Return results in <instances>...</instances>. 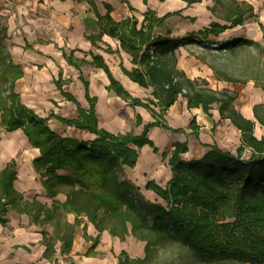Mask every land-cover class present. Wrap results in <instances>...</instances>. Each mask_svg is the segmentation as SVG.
I'll return each instance as SVG.
<instances>
[{"label":"trees","instance_id":"1","mask_svg":"<svg viewBox=\"0 0 264 264\" xmlns=\"http://www.w3.org/2000/svg\"><path fill=\"white\" fill-rule=\"evenodd\" d=\"M184 1L191 4L200 0ZM87 2L97 17L98 31L86 37L95 41L106 34L117 39L134 65L131 69L121 66L123 73L139 86L150 87L153 99L143 102L131 97L112 77L103 59L92 56L91 63L102 67L109 77L108 89L152 113L153 106H158L161 113L180 94L186 98L189 108L200 106L205 113L216 105L220 116L228 118L240 131V145L235 152L214 146L200 158L183 159L181 154L187 150L186 142H174L168 160L171 178L164 187L153 181L145 184V188L153 191L160 201L146 200L122 172L124 168L134 166L138 147L148 144L157 150L147 132L159 122L144 124L138 134L109 132L97 124L94 97L86 91L89 107L85 109L61 87L63 82L56 80L57 88L75 104L78 115L76 118L53 116L66 125L85 129L95 137L78 140L56 133L48 125L47 117L37 115L22 103L15 90L23 70L20 64L13 62L7 49L6 17L0 15V83L3 86L0 125L7 131L21 129L28 143L38 149L32 165L44 197L50 200L48 204L35 197L27 199L16 190V161L10 159L0 169V224L6 226L7 214L14 212L27 215L38 226L50 227V231L41 230L42 257L54 264H59L55 257L57 244L60 254H68L74 236L85 221L102 231L108 219L114 218L121 233H125V220L130 216L139 220L147 233L171 239L185 252L189 264H264V135L257 138L253 134V120L243 117L233 107L236 92L213 90L206 87L204 79L186 77L177 68L175 55L179 46L190 43L208 48L212 43L222 42L218 49L256 43L248 39H207L208 32L218 33L224 28L217 27L214 22L208 29L183 37L172 36L168 31L156 33L168 16L180 15V11L159 16L147 7L138 23L135 17L114 20L110 16L112 5L109 2L102 3L103 11L98 10L94 0ZM241 20L242 13L233 23ZM65 58L76 67L88 63L83 59ZM256 86L264 90V85L256 83ZM253 114L264 127V105L254 104ZM140 122V116L136 115L134 123ZM245 148L251 152L248 158L242 157ZM60 194L64 196L62 199ZM68 214L73 216L72 221L66 218ZM151 243L147 242L146 247ZM94 247L92 243L85 255H96ZM116 264H150V259L148 255L131 257L122 249L116 254ZM157 264L177 263L174 259H164Z\"/></svg>","mask_w":264,"mask_h":264},{"label":"crops","instance_id":"2","mask_svg":"<svg viewBox=\"0 0 264 264\" xmlns=\"http://www.w3.org/2000/svg\"><path fill=\"white\" fill-rule=\"evenodd\" d=\"M94 1L99 11H103V2L111 3L110 16L114 20L135 17L138 23L147 7L152 8L159 16L180 11V15L168 16L164 25L156 29V33L164 34L168 31L172 36L183 37L208 29L210 23L214 22L217 27L224 26V28L218 33L208 32L207 39L214 41L233 38L248 39L264 50V0H200L191 4H186L184 0ZM241 13V22L234 24L233 21L240 17ZM0 15L6 17L7 41L10 45L8 51L13 62L22 54L42 64L38 72V81L35 80L32 83L30 72H27L20 64L23 75L17 79L15 90L18 82H21L27 96L26 101H22L21 93L16 90L21 102L37 115L47 117L48 125L56 133L78 140H89L95 137V134L66 125L53 116L76 118L78 115L75 104L66 99L57 88L56 80L62 81L61 87L71 93L85 109L89 107L85 98L86 91L90 97H94L97 124L109 132L132 131L138 134L142 131L144 124L155 120L159 122V125L152 126L147 132L148 139L157 150H153L148 144L138 147V158L134 166L126 167L122 172V176L128 179L146 200L160 201L153 191L145 188V184L153 181L164 187L171 178L172 172L168 160L174 142H186L187 150L181 154L183 159L200 158L214 146L235 152L240 145V131L228 118L220 116L216 105L205 113L200 106L189 108L186 98L180 94L161 113L158 106H153L154 113H152L148 108L134 105L130 99H124L114 90L108 89L109 77L102 67L91 63L92 56H100L103 59L112 77L131 97L143 102L153 99L150 87L139 86L123 73L121 66L131 69L134 65L130 55L120 48L117 39L106 34L95 41L86 37L98 31L97 17L87 0H0ZM238 48L240 45L231 46L226 50L234 52ZM224 52L199 50L196 43L179 46L175 50L177 68L190 79H204L207 82L206 87L210 89H227L236 92L232 102L233 107L243 117L253 120V134L260 138L264 135V127L254 117L253 105H264V90L256 86L253 78H247L244 81L225 79L224 77L235 79L237 77L225 69L227 64L222 58ZM66 56L73 61L83 59L88 63L76 67L66 60ZM53 67H56V72ZM136 115L141 118L140 124L137 125L134 123ZM192 123L193 126L190 125ZM0 129L3 130L0 131V169L10 159H15L17 175L14 187L16 190L21 192L24 198L35 197L49 204L50 200L44 197L38 174L32 165L33 158L38 155V149L28 143L21 129L7 131L1 125ZM19 135L23 141L20 140ZM250 153V150L245 148L242 157L248 158ZM21 166H24L26 170L19 175ZM33 189L36 191H32ZM37 192L41 196L35 194ZM63 197L60 194L59 198ZM31 224L34 223L31 222ZM0 228L5 226L0 224ZM94 231L101 232L95 228ZM41 238L42 234L33 229L16 232L12 237H8L4 241L5 246L0 245V253H3L0 264L18 262L54 264L42 257L44 245L40 242ZM77 238L78 234L74 236L68 254H60L59 243L57 244L55 257L59 264H61L60 257L72 259V263L75 262L73 258L76 260L79 256L75 253L80 252L75 244ZM87 248L83 247L81 251L85 252ZM80 257L92 258L82 255Z\"/></svg>","mask_w":264,"mask_h":264},{"label":"rangeland","instance_id":"3","mask_svg":"<svg viewBox=\"0 0 264 264\" xmlns=\"http://www.w3.org/2000/svg\"><path fill=\"white\" fill-rule=\"evenodd\" d=\"M7 43V49L10 50L9 41ZM222 58L227 64L225 69H228L229 73L236 76L238 80L244 81L247 78H253L255 83L264 85V50L255 46L254 44L240 45L237 51L230 52L225 50L222 54ZM14 62L21 64L27 72H30L31 83L38 81L39 70L42 64L37 63L36 60L26 58L20 54L14 59ZM225 65V64H224ZM56 72V67H53ZM28 74V73H27ZM18 82L16 90L21 93L22 101H26L27 96L23 91V85ZM3 86L0 83V91ZM74 128V127H72ZM0 131H3L0 129ZM26 170L24 166L19 168V175H22ZM36 191V190H32ZM33 194V193H32ZM41 196L40 193H35ZM30 197V195L28 196ZM8 222L5 228H0V245L5 246V242L8 237H12L16 232L29 231V229L35 230L41 235V230L46 229L50 231V227H41L35 224H31L28 217L24 214H16L9 212L7 214ZM66 218L72 221V215L68 214ZM125 233H121L117 222L114 218L108 219L105 230L96 233L93 225L87 221L82 223L78 230V238L76 247H79L80 252L75 253L79 255L74 263L72 259H66L60 257L61 264H116V254L123 248L127 251L129 256L137 257L148 255L150 264H157L164 259H174L177 264H189L187 256L183 250L178 249L171 239L160 236L156 237L147 233L143 229V225L134 216H130L125 220ZM41 242V241H40ZM147 242H152L146 247ZM92 243L95 244L94 251L97 252L94 256H86L85 252H82L83 247H89ZM32 245V243H29ZM27 247V246H26ZM34 247V246H28ZM88 249V248H87ZM92 257L91 259L80 256ZM0 260H3V253H0Z\"/></svg>","mask_w":264,"mask_h":264},{"label":"built area","instance_id":"4","mask_svg":"<svg viewBox=\"0 0 264 264\" xmlns=\"http://www.w3.org/2000/svg\"><path fill=\"white\" fill-rule=\"evenodd\" d=\"M222 45H223L222 42H220L219 44H218V43H212V44H210V46L207 48V47H203V46H201V45L198 44V49H199V50H202V49H209V50H212V51H214V52H224V51L226 50V48L221 47L220 49H218V47H219V46H222ZM151 235H153V234H151ZM154 236H155V235H154Z\"/></svg>","mask_w":264,"mask_h":264},{"label":"bare ground","instance_id":"5","mask_svg":"<svg viewBox=\"0 0 264 264\" xmlns=\"http://www.w3.org/2000/svg\"><path fill=\"white\" fill-rule=\"evenodd\" d=\"M17 131H18V130H17ZM14 133H16V132H14ZM19 138H20L21 141H23V138H22L20 135H19Z\"/></svg>","mask_w":264,"mask_h":264}]
</instances>
